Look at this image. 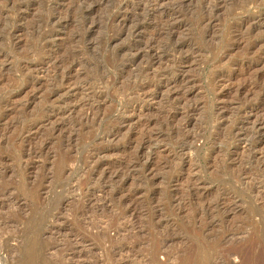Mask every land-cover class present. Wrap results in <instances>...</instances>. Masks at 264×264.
Returning <instances> with one entry per match:
<instances>
[{
	"label": "rangeland",
	"instance_id": "1",
	"mask_svg": "<svg viewBox=\"0 0 264 264\" xmlns=\"http://www.w3.org/2000/svg\"><path fill=\"white\" fill-rule=\"evenodd\" d=\"M250 263L264 0H0V264Z\"/></svg>",
	"mask_w": 264,
	"mask_h": 264
},
{
	"label": "bare ground",
	"instance_id": "2",
	"mask_svg": "<svg viewBox=\"0 0 264 264\" xmlns=\"http://www.w3.org/2000/svg\"><path fill=\"white\" fill-rule=\"evenodd\" d=\"M251 262V261H250ZM255 262V261H254ZM258 263V262H257ZM250 264H254V263H250Z\"/></svg>",
	"mask_w": 264,
	"mask_h": 264
}]
</instances>
